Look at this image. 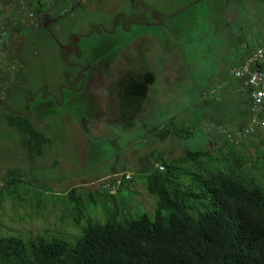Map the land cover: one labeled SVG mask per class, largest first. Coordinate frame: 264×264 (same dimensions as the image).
Returning <instances> with one entry per match:
<instances>
[{
	"label": "rangeland",
	"instance_id": "obj_1",
	"mask_svg": "<svg viewBox=\"0 0 264 264\" xmlns=\"http://www.w3.org/2000/svg\"><path fill=\"white\" fill-rule=\"evenodd\" d=\"M15 3L0 0V236L71 242L152 217L145 170L223 145L207 123L245 127L231 70L264 38V0H27L37 27ZM253 134L235 145L252 158L264 127ZM122 174L117 195L100 191Z\"/></svg>",
	"mask_w": 264,
	"mask_h": 264
},
{
	"label": "trees",
	"instance_id": "obj_2",
	"mask_svg": "<svg viewBox=\"0 0 264 264\" xmlns=\"http://www.w3.org/2000/svg\"><path fill=\"white\" fill-rule=\"evenodd\" d=\"M151 80L150 74L140 80L135 94L140 104ZM245 102L247 123L235 129L251 127L244 138L230 142L221 136L223 145L216 149L161 156V170L152 166L144 171V190L155 198L152 217L89 223L71 242L46 234L28 240L0 236V264H264V149L252 158L235 146L263 129L264 105L253 119L249 99ZM15 124L28 130V142L37 138L20 121ZM207 124L209 130L201 128L205 135L212 133L211 127H224ZM190 132L172 135L189 137ZM115 180L100 191L113 197L130 177L122 174L118 186ZM112 186L116 188L110 194Z\"/></svg>",
	"mask_w": 264,
	"mask_h": 264
},
{
	"label": "built area",
	"instance_id": "obj_3",
	"mask_svg": "<svg viewBox=\"0 0 264 264\" xmlns=\"http://www.w3.org/2000/svg\"><path fill=\"white\" fill-rule=\"evenodd\" d=\"M16 2L17 5L24 10L29 21L30 25L37 27V24L33 22L34 14L30 10L26 0H9ZM264 41L246 56L240 65L231 70L232 78L239 82V85L235 87L234 93H243L247 95L249 99V110L253 114V119H256L261 113L262 106L264 105ZM260 127L264 125L259 124ZM209 130L208 128H206ZM215 133H222L221 135L228 141L236 142L239 139L244 138L249 132H251V127H246L243 130L237 131H227L223 128L215 127L213 128ZM158 169L161 170V167L158 166ZM125 179H128L124 176ZM119 183V180H116ZM115 182V183H116ZM104 187H107L104 186ZM112 187H108L111 191Z\"/></svg>",
	"mask_w": 264,
	"mask_h": 264
},
{
	"label": "crops",
	"instance_id": "obj_4",
	"mask_svg": "<svg viewBox=\"0 0 264 264\" xmlns=\"http://www.w3.org/2000/svg\"><path fill=\"white\" fill-rule=\"evenodd\" d=\"M6 1H9V0H6ZM9 2H12V1H9ZM13 3V2H12ZM26 3H27V0H26ZM29 4V3H28ZM15 5H16V7L18 8V9H21L18 5H17V3H15ZM29 7H30V10L32 11V9H31V5L29 4ZM262 41H264V38L262 39ZM259 42L255 45V46H253V47H251V48H249L248 49V51H250V50H253L254 48H256V47H258L259 46ZM247 53V52H246ZM246 55V54H245ZM245 57V56H244ZM244 57H242V58H244ZM241 62V61H240ZM220 84V83H219ZM235 86H236V84H234V86H233V88H232V93H234L233 92V90L235 89ZM236 95V94H235ZM238 96H241V95H238ZM242 97H244V96H242ZM246 110H247V107L245 108ZM214 123V122H213ZM214 135H212L211 134V136H209V137H207V139H209V138H211L212 139V137H213ZM215 137V136H214ZM210 141V140H209ZM210 143V142H209Z\"/></svg>",
	"mask_w": 264,
	"mask_h": 264
},
{
	"label": "clouds",
	"instance_id": "obj_5",
	"mask_svg": "<svg viewBox=\"0 0 264 264\" xmlns=\"http://www.w3.org/2000/svg\"><path fill=\"white\" fill-rule=\"evenodd\" d=\"M262 42H263V41H262ZM262 42H261V43H262ZM261 43H260V44H261ZM260 44H259V45H260ZM250 51H252V50H250ZM250 51H247L245 57L241 60V62H240L238 65H240V64L242 63V61L246 58V56L249 54ZM238 65H237V66H238ZM263 67H264V66H263ZM262 69H264V68H262ZM235 84H236L235 87H237V86L239 85V82L235 81ZM233 92H234V90H233ZM235 94H237V93H235ZM237 95H242V96H245L246 98H248L247 95H245V94H243V93H241V94L238 93ZM208 126L210 127V125H208ZM201 127H202V126H201ZM211 128H212V129L210 130V131H212L211 134L214 135V136H216V133L214 132L213 127H211ZM223 129H224V128H223ZM236 142H237V141H236ZM156 167L158 168V166H156ZM158 170H159V169H158Z\"/></svg>",
	"mask_w": 264,
	"mask_h": 264
},
{
	"label": "water",
	"instance_id": "obj_6",
	"mask_svg": "<svg viewBox=\"0 0 264 264\" xmlns=\"http://www.w3.org/2000/svg\"><path fill=\"white\" fill-rule=\"evenodd\" d=\"M82 129L85 130V124L84 123L82 124Z\"/></svg>",
	"mask_w": 264,
	"mask_h": 264
}]
</instances>
